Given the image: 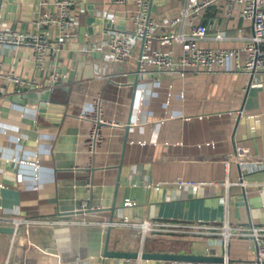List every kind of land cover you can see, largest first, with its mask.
<instances>
[{"label":"crops","instance_id":"crops-1","mask_svg":"<svg viewBox=\"0 0 264 264\" xmlns=\"http://www.w3.org/2000/svg\"><path fill=\"white\" fill-rule=\"evenodd\" d=\"M109 1L86 0L85 6L96 12ZM181 5L182 0L159 3L152 17L174 16ZM86 7L84 15L78 14L81 6L71 10L76 31L86 25ZM200 21L215 23L200 43L205 48H240L238 38L250 31L248 23L225 16L218 5L207 8ZM216 32L224 36L222 41L214 40ZM83 38L61 48L62 68L67 74L73 71L72 78L40 92L60 107L42 115L36 96H0V215L75 221L47 232L46 246L60 255L62 264L171 263L102 259L105 246L110 251L227 255L229 264H254L255 243L247 238H232L226 247L219 236L159 235L142 241L130 228L99 229L79 221L99 217L264 226V71L254 76L229 68L165 74L146 67L138 76L141 43L130 59L118 64L105 59L99 33ZM149 48L172 56L180 52L178 44L156 40ZM11 64L10 54L4 55V66ZM30 64L19 60L16 72L31 75ZM94 100L105 123L98 126L90 148L94 123L83 115ZM238 147L251 149L252 161L225 166L222 158ZM240 177L244 186L222 185ZM178 180L212 184L178 187ZM84 201L90 209L83 213ZM31 236L41 242L43 230L33 228ZM9 240L10 234L0 233V264Z\"/></svg>","mask_w":264,"mask_h":264},{"label":"built area","instance_id":"built-area-1","mask_svg":"<svg viewBox=\"0 0 264 264\" xmlns=\"http://www.w3.org/2000/svg\"><path fill=\"white\" fill-rule=\"evenodd\" d=\"M0 9V96L45 92L55 84L68 78L60 61V52L66 41L78 37V21L71 10L81 6L78 14H83L86 0H2ZM99 11H93L94 18L106 19L111 26L100 24V30L85 36L100 34V47L105 48V59L112 63H124L133 56L134 50L141 43L137 60V75L146 67L157 73L172 74L178 72H212L220 68L237 70L254 76L264 71V0H182L179 12L169 18L156 21L152 17L153 0H110ZM221 6L225 16L232 15L242 19L249 26V34L240 36V48L211 49L200 46L214 24H203L200 20L210 6ZM37 7V10L35 9ZM87 8V7H86ZM37 14L35 18L34 15ZM88 14V13H87ZM86 14V16H87ZM84 15V14H83ZM23 18V20H22ZM21 24L22 28H18ZM124 25L125 29L116 28ZM130 24L131 27H127ZM90 26H96L91 23ZM165 32L156 33L157 28ZM224 36L216 32L214 40L222 41ZM156 40L169 45L178 44L180 52L172 56L170 52L150 49V43ZM95 46H92L94 50ZM14 64L4 66V55H9ZM141 55V56H140ZM19 60L29 61L33 73L26 75L16 72ZM231 61V62H230ZM48 103L47 101H44ZM86 112V111H85ZM94 123L90 133L89 146L94 147L97 140L98 126L105 123L100 117V107L94 100L87 110ZM252 150L244 147L235 148L234 152L224 156L225 166L249 164ZM34 165V164H33ZM212 184L204 181L178 180L176 185L198 186ZM244 186L240 177L236 181L222 183ZM126 202L125 204H128ZM87 202H82L80 212L89 210ZM75 221L58 218H29L25 216H2L0 225L12 228L5 260L2 264H62L61 257L46 246L49 229ZM80 224L97 226L99 229L125 227L135 231L144 241L151 236L176 235L180 237L219 236L226 247L232 238H247L255 243L254 264H264V226L247 228L223 226H201L189 224H171L151 220L83 219ZM33 228L43 230L41 242L31 236ZM102 259H105L103 257ZM102 264H107L103 262ZM170 264H229L228 256H222L220 262L173 260Z\"/></svg>","mask_w":264,"mask_h":264},{"label":"water","instance_id":"water-1","mask_svg":"<svg viewBox=\"0 0 264 264\" xmlns=\"http://www.w3.org/2000/svg\"><path fill=\"white\" fill-rule=\"evenodd\" d=\"M167 0H153V4L151 7V10L153 12L156 11V5L159 3H165ZM4 3L2 0H0V9L4 7ZM37 10V7L35 8ZM88 14L85 18V24L84 26H81L78 30V38L80 41H82L84 38V34H92L93 32H97L100 30V24L104 23L105 27H110L111 23L110 21L106 19H100V18H94L93 17V11L92 6H88ZM34 17H37V14L34 15ZM23 20V18H22ZM95 23L96 26H90L91 23ZM24 27V26H23ZM116 28L120 30H124V25H117ZM141 56V55H140ZM32 66V64H30ZM75 67V62L72 63V69ZM73 76V71L69 73L67 80L71 79ZM36 92H31L28 94H22L20 97L22 99H28L36 96L37 99L35 102L39 104V113L42 115H46L47 112H50L49 109H54V107H60L57 104H54L53 102H50V97L48 95H41L40 92L37 94ZM44 101H47L48 103H45ZM240 203H243L241 197H239ZM113 209V208H110ZM112 218H110L111 220ZM12 232V228L8 226H2L0 225V233H8L10 234ZM103 257H113V258H127V259H152V260H166V261H173V260H183V261H204V262H220L222 260L221 257H215V256H206V255H195V254H180V253H163V252H149V251H142V252H127V251H110L107 249V247H104L103 250Z\"/></svg>","mask_w":264,"mask_h":264}]
</instances>
